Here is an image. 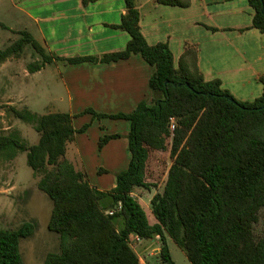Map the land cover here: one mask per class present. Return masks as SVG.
Wrapping results in <instances>:
<instances>
[{"label": "trees", "instance_id": "obj_1", "mask_svg": "<svg viewBox=\"0 0 264 264\" xmlns=\"http://www.w3.org/2000/svg\"><path fill=\"white\" fill-rule=\"evenodd\" d=\"M124 1L127 14L120 25L114 26L131 37L124 51L100 58H60L49 54L27 32L0 49L3 65L20 59L25 49L32 47L42 60L28 66L31 74L56 62L110 64L135 55L142 56L153 69L151 105L142 102L130 114L106 115L87 109L78 115L39 116L28 109L0 106L16 119L33 125L40 134L37 145L27 146L17 131L0 132V160L13 161L19 153H27L34 177L40 178L39 191L53 201L48 228L60 236L61 245L60 251L49 254L44 264H141L131 245L133 237L160 239L163 264H176L170 241L185 252L192 264H264V236H255V226L264 209V77L260 78L262 96L253 102H241L222 88L221 81L205 80L198 66L196 45L186 44L176 68L169 46H151L142 34L136 0ZM158 1L190 6V0ZM263 1L248 0L255 12L252 28L264 35ZM86 114L131 123L128 140L132 159L109 192L93 187L87 173L78 171L66 158L68 144L77 133L73 120ZM183 115L171 145L170 121ZM87 129L85 126L80 132ZM120 137H102L100 149ZM170 152L176 159L163 193L151 201L156 219L153 224L132 195L136 189L152 191L160 186ZM108 197L113 203L106 209L101 202ZM119 204L121 211L111 216L109 212ZM118 220L123 222L121 229L117 227ZM34 232L33 223H25L17 230H0V264H23L21 242Z\"/></svg>", "mask_w": 264, "mask_h": 264}, {"label": "crops", "instance_id": "obj_2", "mask_svg": "<svg viewBox=\"0 0 264 264\" xmlns=\"http://www.w3.org/2000/svg\"><path fill=\"white\" fill-rule=\"evenodd\" d=\"M136 5L145 39L151 46L167 44L176 68L186 44L191 43L198 48V66L206 81H221L224 90L243 101H254L262 96L264 35L252 28L255 12L248 0H190L187 8L166 5L158 0H136ZM0 10L14 17L15 24L28 22L46 51L60 58H100L124 51L131 40L127 32L114 28L127 14L124 0H0ZM0 28L9 34L19 32L1 21ZM13 41L8 38L10 45ZM14 63L10 60L0 65V73L6 72ZM53 65L61 76L65 92L60 101H67L71 115L87 109L106 115L130 114L140 103H152L150 80L153 69L140 55L110 64L56 62ZM47 67L34 74L24 70L25 82L43 75ZM15 76L20 78L17 73ZM19 81L22 84L21 78ZM9 83L12 81L7 79L6 84ZM21 94L7 90L0 94V103L15 106L14 102ZM120 121L98 119L90 114L73 120L77 133L68 144L66 156H70L68 160L78 171H86L88 162L94 164L92 169L98 173L117 170L121 162L128 170L132 159L128 140L131 123L123 121L128 124H123L119 131L113 127L118 128ZM85 126L88 129L80 132ZM114 135L121 137L110 140L100 149L101 138ZM89 155H97L99 161L86 160L84 156ZM120 155L124 159L119 163L117 156ZM116 186L117 179L112 189ZM140 190L144 189H136L132 195L139 201L142 200L137 195ZM101 205L106 209L111 206L103 205V202Z\"/></svg>", "mask_w": 264, "mask_h": 264}, {"label": "rangeland", "instance_id": "obj_3", "mask_svg": "<svg viewBox=\"0 0 264 264\" xmlns=\"http://www.w3.org/2000/svg\"><path fill=\"white\" fill-rule=\"evenodd\" d=\"M12 18L9 13L0 10V21L10 25V27L16 31H19L9 34L6 30L0 28V49H5L10 45L8 38L13 39V43L18 41L22 37V32H27L43 46L39 39H37L36 30L28 25V22H23L22 25H19L18 23L15 24ZM41 60V56L37 54L32 47L28 46L20 59L12 60L15 63L10 69L0 73V94H3L7 90L8 93L12 94L22 93L21 98L14 102L15 107L20 110L28 109L39 116L52 113H68L69 108L67 106V101H60L61 98H64L65 92L60 79L61 76L56 73L55 65L47 64V70L43 75L33 77V79H30L29 83L25 82L24 70H28V66L31 63ZM16 73L20 75L23 81L22 84L19 81L20 78L15 76ZM7 79L11 80L12 83H9V85L6 84ZM237 100L241 102H253L243 101L242 99ZM0 106L6 105L0 103ZM184 109L187 108L184 107L183 110ZM185 114L187 115V113ZM196 114L197 111L194 115ZM184 118V115L178 116L172 118L170 121L169 132L171 145H173L176 130L180 128L179 122L184 120ZM199 118L200 117H198L195 124L198 123ZM171 123L176 125V129H171ZM123 124L128 123L120 121L117 122L118 128H116V126L113 128L121 131ZM193 130L194 127L188 132L187 138L181 148L185 146ZM13 131H17L20 134L23 143L27 146L37 145L40 141V134L33 125L16 119L12 113L7 112L6 108L0 109V132L9 134ZM66 157L67 159L70 158V156ZM84 157L88 161L93 160L92 163L97 162V160L99 161L97 155ZM117 158L120 163V161L124 159V156L120 155L117 156ZM175 159L176 157L172 159L171 152L167 155V170L157 189L152 191H137L138 198H142L140 203L144 207L151 223L156 220L152 212L151 201L156 194L163 193L169 170ZM93 165L94 164L88 162V168L85 172L88 175L90 183L103 192L111 191L112 185L116 181L118 174L127 171L128 167L124 165V162H121L119 166H117V170L98 173L96 170L92 169ZM39 180L40 178L34 177V172L28 165L27 153H19L17 158L13 161L0 160V230H17L25 223H33L35 226L34 235L22 240L20 245L23 264H44L49 254L58 253L60 251V236L51 232L48 228L53 214L54 204L49 196L39 191ZM102 202L103 205L106 203H113L110 197L104 199ZM122 225V220H118V229H121ZM255 236L257 239L264 236V209L260 213L259 223L255 226ZM131 245L139 255L141 264H163L160 258L162 247L160 239L146 241L133 237ZM169 247L172 258L176 264H192L179 246L170 241Z\"/></svg>", "mask_w": 264, "mask_h": 264}, {"label": "built area", "instance_id": "obj_4", "mask_svg": "<svg viewBox=\"0 0 264 264\" xmlns=\"http://www.w3.org/2000/svg\"><path fill=\"white\" fill-rule=\"evenodd\" d=\"M171 129H172V130L176 129V125H175L174 123H171ZM121 209H122V205L119 204L118 208H117L116 210H112V211H110L109 214H110L111 216H113L116 212L121 211Z\"/></svg>", "mask_w": 264, "mask_h": 264}, {"label": "water", "instance_id": "obj_5", "mask_svg": "<svg viewBox=\"0 0 264 264\" xmlns=\"http://www.w3.org/2000/svg\"><path fill=\"white\" fill-rule=\"evenodd\" d=\"M262 13L264 14V1H263Z\"/></svg>", "mask_w": 264, "mask_h": 264}]
</instances>
